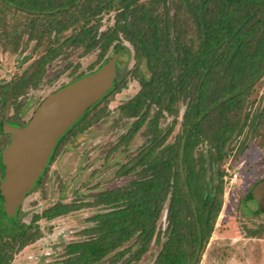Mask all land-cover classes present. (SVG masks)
<instances>
[{
  "label": "trees",
  "instance_id": "16d2710c",
  "mask_svg": "<svg viewBox=\"0 0 264 264\" xmlns=\"http://www.w3.org/2000/svg\"><path fill=\"white\" fill-rule=\"evenodd\" d=\"M0 4L1 25L9 11L23 17L3 30L7 43L16 50L24 35L40 44L47 33L54 34L52 45L80 44L86 53L100 49V62L113 44L115 51L126 53L121 44L125 39L137 63L144 62L149 72L139 76L140 90L122 106L123 114L135 121L119 141L129 143L149 124L147 143L130 161L133 164L119 173L128 175L138 166L143 168L127 185L92 195L89 205L106 208L91 218L95 224L83 230L85 239L66 246L68 256L61 264H101L104 260L106 264H137L154 244L159 251L153 264H200L225 195L224 172L218 169L219 180L214 182L206 178L207 167L227 159L230 146L246 127L256 124L258 129L264 122V109L253 113L250 107L264 78V0H0ZM111 11L115 12L114 25L99 34L102 13ZM69 31L70 36L64 38ZM58 51L59 46H50L32 70L0 84V183L5 170L2 151L11 141L3 125L27 124L18 119L23 99L30 88L39 86ZM123 86L124 79L116 80L103 99ZM96 107L59 140L49 165L62 141L83 130L82 122ZM10 108L18 110L17 114L8 117ZM166 116L175 118L164 132L160 121ZM180 116L181 130L172 144H166ZM93 117L97 119L96 114ZM241 145L245 147L240 150L247 149L246 140ZM255 186L246 199L257 203L259 213L263 210L253 197ZM3 202L0 190V215L16 226V231L9 232L12 226L0 223V264H9L13 252L40 233L17 226L20 208L14 218L8 217ZM82 205L59 203L42 216L53 220ZM164 214L166 225L160 228Z\"/></svg>",
  "mask_w": 264,
  "mask_h": 264
},
{
  "label": "rangeland",
  "instance_id": "374dc122",
  "mask_svg": "<svg viewBox=\"0 0 264 264\" xmlns=\"http://www.w3.org/2000/svg\"><path fill=\"white\" fill-rule=\"evenodd\" d=\"M170 8V15H173V3H170ZM114 15V11L102 13L99 34L114 25ZM20 19L23 17L9 11L6 22L2 25L0 23V84L16 80L32 70L34 63L49 51L50 46H59L58 55L47 64L46 74L39 86L30 88L25 95L22 110L18 114L20 122H28L49 94L71 82L82 72L93 68L95 71L105 59L122 51L117 64L116 80L118 82L124 79L126 86L96 104L97 107L82 122V127L85 128L75 135H68L62 141L52 163L44 171L42 181L27 194L15 221L17 226L37 231L40 236L21 249L15 248L9 264H61L68 256L66 246L85 239L87 234L83 233V230L95 224L91 218L106 208L89 205L93 200L92 195L127 185L129 181L137 178L138 172L143 168L138 166L128 175L119 173L125 165L133 164L130 161L147 143L148 136L145 132L149 124L146 123L129 143L119 141L135 121V118L123 114L122 106L140 90L139 76H148L149 72L144 62L137 63L133 47L125 39L121 40V44L126 48V53L122 49L115 51L113 44L104 60L100 62V49L86 53L80 44L61 47L58 44L52 45L54 34H44L40 44H37L36 40L29 41L28 35H24L20 48L16 50L13 44L7 43L3 30L11 29L15 21ZM71 33L72 31L66 32L64 38ZM252 99H255V103L250 106L253 113L264 109V78L256 87ZM183 111L184 107L181 106V115ZM17 112L18 110L10 108L6 115L10 117ZM153 113L154 111L151 116ZM94 114L97 119L93 117ZM174 118L175 116H166L161 119L160 127L164 132L171 126ZM181 119L182 116L179 117L166 144L175 141L181 130ZM255 125L246 127L242 135L232 143L229 155L222 164L207 167L209 170L206 178L214 182L219 180V170L224 172L225 195L215 231L200 264H264V210L256 213L257 203L248 202L246 199L251 188L264 179V122L258 129L254 128ZM243 140H246L247 146L244 151L240 150L241 146L245 147L241 145ZM211 154L208 153L207 157ZM59 203L83 205L53 220L42 216L45 210ZM38 216L40 219H37ZM0 223L2 226H12V221L2 215ZM159 224L160 228L161 225L165 228V214ZM10 230L16 231V226H12L9 232ZM6 239L10 240L7 236ZM158 251L159 246L154 244L137 264H153ZM106 263L104 260L101 264Z\"/></svg>",
  "mask_w": 264,
  "mask_h": 264
},
{
  "label": "water",
  "instance_id": "95a60500",
  "mask_svg": "<svg viewBox=\"0 0 264 264\" xmlns=\"http://www.w3.org/2000/svg\"><path fill=\"white\" fill-rule=\"evenodd\" d=\"M121 54L118 51L95 71L49 94L26 125L4 123L3 130L11 135V141L2 151L5 170L0 190L8 217L16 216L43 176L59 140L113 89ZM252 194L264 210V179Z\"/></svg>",
  "mask_w": 264,
  "mask_h": 264
},
{
  "label": "flooded vegetation",
  "instance_id": "af4514ba",
  "mask_svg": "<svg viewBox=\"0 0 264 264\" xmlns=\"http://www.w3.org/2000/svg\"><path fill=\"white\" fill-rule=\"evenodd\" d=\"M10 143V142H9Z\"/></svg>",
  "mask_w": 264,
  "mask_h": 264
}]
</instances>
